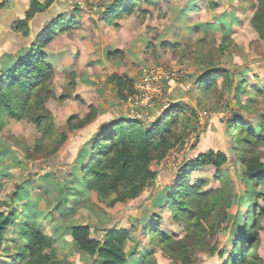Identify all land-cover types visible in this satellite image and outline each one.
<instances>
[{
    "label": "rangeland",
    "instance_id": "1",
    "mask_svg": "<svg viewBox=\"0 0 264 264\" xmlns=\"http://www.w3.org/2000/svg\"><path fill=\"white\" fill-rule=\"evenodd\" d=\"M191 2L200 8L193 9ZM255 6L256 0H160L156 4L138 0L130 13H123L111 22L103 17L104 7L71 10V15L61 16L66 20L73 19L72 27L62 32L58 30L54 40L44 48L47 62L53 67L49 88L54 96L46 105L54 115V126L59 131L65 130L67 118L74 114L83 117L90 104L99 108V115L85 130L69 133L68 141L61 150V154L69 157L64 161L59 159L53 166L41 153L35 154L32 160L24 158V148L35 150L41 134L31 122L9 119L0 129V149L11 148L13 156L8 155L0 165L8 170L7 175L0 176V200L9 199L16 183L25 182L33 176L35 180L29 184V190L21 200L18 208L21 216H17V220L22 217L20 223L26 220V223L43 227L58 240L61 256L65 255L73 264H96L92 256L79 253L74 246L70 234L73 224L88 223L94 231L96 226L116 224L120 228L138 223L133 235L134 239H139L142 226L155 220L152 214L157 207L152 203L153 198L129 209L121 204L108 209L98 202L94 194L86 198L82 196L79 201L67 194L68 202L63 199L59 204L57 200L60 194L54 184L61 183L63 188L75 184L72 173L86 157L84 154L80 160L82 146L99 133L101 125L121 116L141 119L148 125L174 104L194 105L199 94L196 79L204 73V67L199 65L202 55H212L213 66L244 72L247 92L242 103H249L247 98H251L249 110L242 109L240 112L246 121L252 119L253 126H257L264 116V94H257L251 86L256 84L264 91V40L250 25ZM225 13L226 19L221 24L218 19ZM225 41H228L226 45L229 47L223 45ZM162 42L174 46L164 48L160 45ZM223 46L227 48L226 52ZM115 73L134 81L137 91L134 96L127 100L118 96L116 86L110 81ZM218 82L220 95L222 79ZM217 98L223 104L225 98L216 96L215 102ZM230 102L222 109L198 108V122L196 126L193 124L194 130L184 144L173 149L164 161L152 163V168L162 172L160 175L163 176L159 178L154 193L156 197L165 185L173 186L178 177L176 172L165 175L166 170H177L185 160L208 149L223 150L227 154V161L221 166L223 179L217 177L219 173L215 167L209 166L192 171L188 182L204 179L208 182L207 187L228 188L232 201L228 209L229 218L224 223L226 227L220 229L216 237L207 235V241L211 243L195 249L191 254L193 263L169 258L160 246L151 245L147 238L144 242L147 246L151 245L154 251L145 252V257L149 256L147 262L214 264L217 253L210 249L225 246L229 250L234 235L244 225V218L252 211L249 209L253 202L249 200L247 188L240 179V159L229 126L230 118L235 117V112L240 108L233 98ZM234 130L237 137L240 130L236 126ZM199 132L200 136L197 137ZM255 150L264 162V145L256 146ZM22 159L23 163L20 161ZM50 169L56 170V174L39 180ZM257 190L261 192L256 211L261 216V222L252 232L258 234L256 262L264 264V187L259 185ZM27 214H31V217L23 218ZM144 214H149L145 220ZM171 215L170 208L161 210L159 231L176 233L178 238H185L187 231L174 222ZM18 225L12 226L7 235L5 248L10 246V251L16 248L10 239L18 237ZM191 240L186 241L190 243ZM135 245V241H128L126 250H133ZM0 254L3 260L11 264L12 259L7 252L3 250Z\"/></svg>",
    "mask_w": 264,
    "mask_h": 264
},
{
    "label": "trees",
    "instance_id": "2",
    "mask_svg": "<svg viewBox=\"0 0 264 264\" xmlns=\"http://www.w3.org/2000/svg\"><path fill=\"white\" fill-rule=\"evenodd\" d=\"M137 1L97 0L89 8L97 10L104 7L103 17L107 22H111L113 18L123 13H130ZM142 1L156 4L160 0ZM50 5V2L41 3L35 0L28 17L47 10ZM62 6L73 11L81 10L79 7L69 8L63 4ZM191 6L196 10L200 8L198 5L193 6V2ZM61 16L63 14H59L48 23L31 41L28 51L0 73V129L11 118L26 120L36 125L41 137L36 143L35 150H31L30 147L24 148V158L32 160L35 154L41 153L47 162L49 160L52 162L51 166L69 157L61 154L69 133L85 130L97 120L99 115V108L95 104H90L88 112L83 117L74 114L67 118L65 130L59 131L54 126V115L46 105L54 96V92L49 88L53 67L47 62L48 56L44 48L54 40L59 33L58 30L62 32L72 27L74 20H66ZM226 16V13L223 14L218 21L224 23ZM249 21L258 37L264 40V0H256ZM22 24L27 36V22ZM227 42L225 41L223 45ZM160 45L164 48L174 46L165 42ZM222 49L226 52L227 48L223 46ZM201 58L199 65L204 67V73L196 79L199 94L194 105L174 104L148 125L141 119L127 116L118 117L106 125H101L99 133L82 146L80 160L84 154L86 157L82 162L79 161L77 170L73 168L75 184L66 188H63L60 182V185L54 184L59 190L60 199L57 200L59 204L63 199L68 202L67 194L75 196L78 201L82 196L86 198L89 194H94L98 202L108 209H114L119 204L126 205L129 209L137 203L142 205L145 203L144 200L153 198L152 203L157 207L152 214L155 220L142 226L139 239L132 237L133 230L137 227L135 224L127 228H119L116 224L106 227L96 226L94 231L88 223L71 226L70 234L77 251L92 256L96 264H129L131 256L141 254V251L147 247L144 242L147 238L151 245L160 246L169 258L180 259L182 263H193L191 254L195 249L210 245L207 235L211 238L216 237L215 235L226 227L224 223L229 218L228 209L232 201L228 188L207 187L208 182L204 179L194 183L188 182L192 171L209 166L215 167L219 173L217 177L223 179L220 174L221 166L227 161V154L223 150L208 149L185 160L177 170H166L165 175L176 172L178 177L173 186L165 185L156 197L154 193L160 177L163 176L160 175L162 172L152 168V163L164 161L173 149L184 144L194 130L193 124L196 126L198 122V108L222 109L231 104V98L236 101L240 110L235 112V117L230 118L229 126L240 159V179L247 188L249 200L253 202L249 209L252 211L244 218V225L239 228L237 235H234L229 250L225 246H213L209 249L217 253L214 264H263L256 262L258 234L252 230L259 227L261 222V216L256 212L258 198L261 197L257 187L259 185L264 187V162L255 147L264 145V116L257 126H253L254 120L246 121L240 112L242 109L249 110L251 98H247L249 103H242L243 96L247 92L244 72L237 73L236 70L224 66H213L212 55H202ZM220 78L221 92L227 91L228 94H218ZM110 81L116 86L118 96L122 99L127 100L137 93L134 81L125 75L112 74ZM251 87L257 94H264L263 89L256 84ZM216 96L225 98L223 104H220L219 98L214 101ZM235 126L240 130L237 137ZM200 133H197V137ZM12 152L9 147L0 149V165L8 155L13 156ZM20 161L23 163L24 159ZM0 169V176L7 175L8 170L5 166H0ZM55 171L50 169L39 177V180L48 179L49 175L56 174ZM34 180L31 176L25 182L16 183L14 190L8 196L9 199L0 200V252L4 250L9 254L12 259L11 264H73L65 255L61 256L57 247L58 240L48 234L43 227L31 222L26 223V220L20 223L22 217L17 220V216H21L18 210L21 200L29 190V184ZM166 208L172 211L173 221L181 224L187 231L185 238H178L176 233L159 231L161 210ZM148 216L149 214L146 218ZM24 217L29 218L31 214ZM17 224H19L18 237L14 236L10 239L16 248L10 251V246L5 248L7 235L12 226ZM189 238L192 239L190 243L186 241ZM128 241H135L136 244L131 251L126 250ZM228 251L230 252L226 256ZM0 264H9L7 260L2 259L1 254Z\"/></svg>",
    "mask_w": 264,
    "mask_h": 264
},
{
    "label": "crops",
    "instance_id": "3",
    "mask_svg": "<svg viewBox=\"0 0 264 264\" xmlns=\"http://www.w3.org/2000/svg\"><path fill=\"white\" fill-rule=\"evenodd\" d=\"M35 0H13L0 6V73L10 67L29 49L31 41L59 14L71 15L72 9L63 8L62 4H51L50 7L32 17H28ZM45 3L44 1H40ZM73 11V10H72ZM22 22H27L28 35L25 36ZM147 215L144 216L146 218ZM137 225L133 223L132 225ZM131 227V226H123ZM133 230V234H134ZM132 234L133 239L135 238ZM149 244V243H148ZM147 246V244H145ZM150 248V249H147ZM145 247L141 254L129 258V264H148L145 252L153 253L151 246ZM142 255V256H141ZM145 259H142L144 258ZM151 264V263H149Z\"/></svg>",
    "mask_w": 264,
    "mask_h": 264
},
{
    "label": "built area",
    "instance_id": "4",
    "mask_svg": "<svg viewBox=\"0 0 264 264\" xmlns=\"http://www.w3.org/2000/svg\"><path fill=\"white\" fill-rule=\"evenodd\" d=\"M13 0H0V6L7 4ZM44 2H50L51 4H63L69 6V8L79 7L81 9H87L92 3L97 0H40Z\"/></svg>",
    "mask_w": 264,
    "mask_h": 264
}]
</instances>
